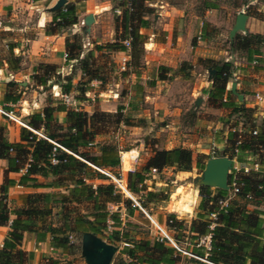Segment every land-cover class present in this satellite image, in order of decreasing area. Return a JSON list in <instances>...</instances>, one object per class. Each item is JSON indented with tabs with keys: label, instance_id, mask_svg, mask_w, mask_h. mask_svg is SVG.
Instances as JSON below:
<instances>
[{
	"label": "trees",
	"instance_id": "1",
	"mask_svg": "<svg viewBox=\"0 0 264 264\" xmlns=\"http://www.w3.org/2000/svg\"><path fill=\"white\" fill-rule=\"evenodd\" d=\"M145 1L151 0H120L118 6H121L119 18L122 38L119 41L106 42L95 47L99 50L123 52L125 47L122 41L129 39V50L130 52L132 50L130 57L133 60L131 66L134 68L132 72L135 76H138V71L135 69L137 57L142 52V43L146 38V35L139 30L147 26L148 21L143 16L150 10L144 4ZM262 4L264 5V0ZM207 6L212 8L215 5L209 3ZM50 22L53 28L45 29V35L56 33L58 28L73 24L74 9L67 4L57 8L51 14ZM256 37L255 34H235L233 37V49L244 50L248 62L253 55L259 54L256 48ZM12 47L13 45L8 47L9 57L5 62L9 70H16L18 63L16 56L12 54ZM64 52L66 63L71 60L78 62V69L86 83L91 80H100L99 73L90 60L91 53L80 57V45H74L68 39L64 40ZM203 62H206V66L213 70L208 98L221 106L228 107L230 116L240 113L245 117L239 133L227 130L225 138L227 147L217 156L226 154L225 150L230 149L228 155L231 157L234 143L239 135L236 161L247 164L255 161L259 169H262L264 167V122L256 125L252 119L253 110L244 107L243 102L234 100L235 97L231 96L230 90L225 89L233 71L229 61L205 59ZM40 68H42L41 75H37L36 78L37 83L42 86L49 79L48 73L54 71V66L44 64L40 65ZM183 69L179 67V71ZM170 70L168 67L158 65L155 79H165L166 73ZM15 84V82H9L8 87ZM149 84L152 85L153 81H149ZM60 89L61 93L72 90L70 77L64 79ZM10 90L5 91L3 99L5 102L15 103L19 97ZM85 90L82 88V92ZM223 95H225L224 101L221 100ZM122 108L117 106L112 113L94 111L88 114L85 111L71 109L60 101H51L42 109L29 114L24 121L27 127H19L17 142L7 141L3 135V128L0 127V157L6 159L7 170L17 171L25 167L18 179V184L35 188L40 186L36 175L50 176L53 177L50 182L52 186L63 187L65 190L63 193L51 191L23 193L21 206L13 208L7 207L4 195L0 194V225L8 222V230L0 246V264H30L33 253L20 248L24 232L34 233L35 241H43L46 235L49 236V245L62 252L70 248L67 233L74 232L81 235L88 232L111 244H121L119 252L127 258V261L122 264H176L180 253L165 239L162 241L147 238L134 239L128 230L120 226L118 212L107 209L108 204L115 205L121 201V194L115 191L111 183L93 185L91 182L95 178H107L92 165L110 170L119 166V149L115 143H97L96 154L83 148L95 144L94 137L98 134L97 126L107 123L104 117H113L114 123L125 121L121 115ZM3 109L9 110L8 107ZM58 112L63 115L62 122L57 120ZM236 123L235 121L234 124ZM253 130L254 134L251 133ZM34 131L40 132L44 137ZM53 142L77 156L62 150ZM53 147L57 159L55 163L50 162ZM247 154L250 156L248 159L245 157ZM208 157V155L199 154L194 161V167L202 170L205 163L203 158ZM191 162V151L184 147L151 149L141 169L128 173L127 189L135 191L130 180L134 184L140 183L144 178L143 172L150 171L151 168H155L156 172L165 167H172L176 171H189ZM263 174L251 172L242 175L244 184L236 197L243 198L244 194L250 193L252 198H262ZM227 193L226 189L219 188H214L211 192L210 187L201 185L195 218L190 221L187 229L175 214L168 213L166 225L172 229L173 239L178 241L184 231L188 230L191 234L189 251L213 264H264V211L249 210L245 207V203L235 198H228L226 206L221 207L218 201L225 199ZM156 194V192L147 191V200H152ZM69 204L75 206L85 204L87 207L82 212L76 208H68ZM140 205L145 206L142 202ZM55 206L59 207V211L54 214L56 217L59 216L57 225L49 221ZM210 213H214L215 218H211ZM9 215H12L11 219ZM168 220L170 221L167 222ZM108 227L111 229L108 230ZM207 234H209V248L205 249L202 245H196L198 237ZM52 264L58 263L52 261Z\"/></svg>",
	"mask_w": 264,
	"mask_h": 264
},
{
	"label": "rangeland",
	"instance_id": "2",
	"mask_svg": "<svg viewBox=\"0 0 264 264\" xmlns=\"http://www.w3.org/2000/svg\"><path fill=\"white\" fill-rule=\"evenodd\" d=\"M47 1L15 0L0 5V63L9 57L7 49L13 45L12 54L17 58L18 68L11 70L15 74L12 79L19 81H13L16 84L10 87L0 85V92L4 93L11 89L19 99L23 98V100L28 99L32 94H40L46 103L50 100L60 101L56 92H61L60 84L64 83L65 78L70 77L72 90L68 94L76 104V110L85 111L88 114L94 111L112 113L117 106L123 107L121 115L125 121L114 123L113 117H104L107 123L97 126L98 134L94 137L95 144L85 149L93 154L96 152L97 143H115L120 151H127L135 148L137 144L143 143L144 148L147 149L138 150L137 163L139 166L150 153L149 148L153 149L154 142L158 144V147H162L164 143L160 145V141L164 142L169 132L179 137L180 142H183L180 144L183 146L180 147L191 151V168L189 171H176L171 167L161 169L163 172L160 176L165 182V186H161V190L164 193L156 192L158 194L156 201H152L149 206L155 210L158 209V206L168 202L172 195L170 192L175 185L188 186V190L193 194L191 202L194 205L193 212L192 214L190 212L188 214L175 213L176 218L181 220L187 229L190 221L195 218L196 205L200 198L201 170L194 167L195 159L199 154L210 157L222 152L227 147L226 132L232 127V121L243 122L245 120V117L240 113H237L236 116L235 114L230 116L229 113L215 114L218 107L216 101L207 99L200 101L199 98H195V95L199 94L193 92L194 85L199 90L200 83L205 81L210 72L205 69L206 62L199 63L198 58L193 56V49L200 47V44L207 49L217 46L225 50L232 49L238 58L245 57L244 50L233 49L234 36L229 37V30L234 24L233 16L237 11L247 15L261 16L257 11L260 8L261 0L145 1L144 4L150 10L143 16L148 21L147 26L139 30L146 35V38L142 43V52L137 57L138 62L135 69L138 71V77H135L132 72L134 70L131 66L133 60L130 57L132 50L131 52L128 50V63L126 62L124 69H121V59L117 52L95 48L96 45L119 41L122 38L119 18L121 6H118L120 0H61V5L58 8L65 4L72 7L75 22L58 28L57 32L52 34L54 38L51 45L46 40H40L45 29L53 28L50 17L41 27H38L36 22L39 9L47 8V12L51 14L57 9L54 7L58 0L49 6H47ZM209 3L215 6L210 8L207 6ZM35 6L38 7V10L34 9ZM88 15H92V20L86 23L84 20ZM243 29L236 31L234 35L242 33ZM65 39L74 45H80V57L91 53L90 60L93 67L97 69L100 80L93 81V85L90 84L92 81L86 83L78 69V62L71 60L66 63L64 61ZM199 42L201 43L199 44ZM146 44L149 47L146 50L148 52L144 51ZM30 45H33L34 52L42 54L43 60H36L35 54L29 57L26 51L31 47ZM58 45L63 47V59L58 52ZM158 47L175 51L174 55H169L173 62L172 65L175 66L173 69L170 68L168 79L171 81L170 86L161 84L162 86L158 87V92L164 97L163 101L158 102L162 107L154 108L153 102H150L146 96L153 95L156 88L147 85L145 87L143 84H147L148 79L153 78L152 63L157 62L154 53L159 51ZM44 64L53 65L54 71L48 73L49 79L40 86L36 77L41 75L40 65ZM179 67L184 69L179 71ZM124 72L126 74H123ZM143 87L145 90H142ZM250 87L255 88L254 86ZM82 88L86 90L82 92ZM200 89L203 90V87ZM256 91L261 92L260 89L247 91L250 94V99L243 101V106L251 108L253 113L257 114L262 106H260L259 99L255 97ZM17 104L16 102L12 106V114L16 116L18 115ZM67 107L72 106L67 105ZM56 115L59 120L62 114L58 112ZM161 127L164 130H160ZM225 152L229 154L230 149ZM203 160L206 159L203 158ZM116 171L117 168L110 170L113 174H116ZM180 175L185 176L177 180ZM137 188L140 187L137 186ZM213 189L210 187L211 192ZM183 197H187V195H183ZM179 205L181 211H188L187 202ZM86 207L85 204L68 205V208L77 210ZM54 211L56 209H52L53 214L50 215L49 221L57 225L59 216L56 217ZM147 227L142 226L146 232L151 231L152 228ZM165 228L173 238L172 229L168 226ZM190 235L188 230H185L176 241L179 247L188 252H190L188 249ZM80 237L81 235L78 233H67L68 244H70L68 250L62 252L59 249L49 250L43 247L39 255L32 257L30 264H52V261H56L58 264H85L80 251ZM116 246L117 249L109 264H122L127 260L125 255L119 252L121 244H116ZM179 253L176 264L206 263L202 260L205 259L204 257Z\"/></svg>",
	"mask_w": 264,
	"mask_h": 264
},
{
	"label": "crops",
	"instance_id": "3",
	"mask_svg": "<svg viewBox=\"0 0 264 264\" xmlns=\"http://www.w3.org/2000/svg\"><path fill=\"white\" fill-rule=\"evenodd\" d=\"M13 2L15 0H0V5H4V4H8V2ZM35 2L39 1V0H33ZM55 0H48L47 1V6L49 5H53ZM53 8V7H52ZM35 10H38V7L35 6L34 8ZM47 8H43V9H39L37 16H36V22H37V26L41 27L42 24L44 22H46L47 18L51 17V13L47 12ZM258 12H260L261 16L258 15H246L245 17V21H244V29L242 31V33H238L241 35H246V34H255L257 35L256 37V41L259 42L256 45V48L259 51L258 55H253L252 59L250 62H248L246 60L245 57L241 58L236 56V53H234V51L232 49L229 50H225L222 49L220 47L217 46H212L211 48L207 49L202 47L200 44L201 42H199V46L200 47H196L193 49V56L195 58H198L199 63L201 61H204L205 59H210V60H224V61H229L232 64V75L231 78L229 79V81L226 83L225 85V89L230 90L231 88V83L234 82V92H231L230 90V94L231 96H234L236 101H246L248 99H250V94L249 92H247L248 90H255V89H260L261 92L256 91L255 94H259L261 96V99H259L260 101V106L261 110L258 111V113H253L252 119L253 122L256 125H260V123H262V121L264 122V5L262 4V0L260 3V8L257 9ZM240 11L235 12L234 16H233V23L235 20V16L237 13H239ZM7 23V21H6ZM204 35V34H203ZM54 36L52 34L49 35H45L43 34L40 40H46V42H48V44L51 45L52 41H53ZM55 42H57V40H55ZM31 46V47H30ZM29 49H27L26 53L29 55V57H32L33 54H35V58H37L36 60H43L44 57L41 56L40 54L36 53V51L34 52V48L33 45H30ZM145 50H148L149 47H147V44L145 46ZM13 49V48H12ZM58 52H60L62 59H63V47L62 45H58L57 47ZM159 51H156L154 53V56L157 60L156 63H152L153 65V78L152 79H148L149 81H153V84L150 85L149 81L147 82V84H143V86L145 87H155L156 89L153 91V95H147L146 97L149 99L150 102H153L154 104V108H156L157 106L162 107L158 102L159 101H163V96L160 95V93L158 92V87H161L162 85L164 86H170V80L169 79V75H170V71L166 73L167 78L163 79V80H157L155 79V72H156V68L158 65H163L165 67L174 68L175 65H172L173 62L172 60H170L169 55L171 54L174 55L175 51H169L166 48H162V47H158L157 48ZM8 50V49H7ZM236 50V49H235ZM148 52V51H146ZM236 52V51H235ZM119 54L120 59L122 57L127 58L128 56L126 55V53L123 52H117ZM37 54V55H36ZM147 64V62H145ZM205 69L209 70L210 68H208V66L205 67ZM139 75V74H138ZM9 76V77H8ZM13 76H15V74H13V72L11 70H9L7 68V64L6 62L3 60L2 63H0V85H5L6 87H8V83L9 82H19L16 79H12ZM138 77V76H135ZM202 82V81H201ZM211 82H212V73H209L208 76L205 78V81H203L202 83H200L201 85L199 86L200 88L203 87V90L199 88L196 89L194 85L193 88V92L196 94H199L197 96H201V97H197L195 95V98H199V100H210L208 98V90L211 86ZM162 84V85H161ZM142 85V83H141ZM147 85V86H146ZM41 86V85H40ZM250 86H254L255 88H251ZM145 87H143L142 90H145ZM263 90V91H262ZM5 93V92H4ZM4 93L0 92V109L4 111V113L0 112V127L3 128V135L5 136V138L7 139V141L9 142H17L18 141V135H19V127L20 126H24L27 127L26 124L24 123V121L28 118L29 114L32 111L35 110H40L42 109L44 106H46L49 102H51L52 100H50L49 102H45V100L43 99V97L40 94H36V95H30L28 99L23 100V98L18 99L16 102L18 103V115H14L12 114V106L16 104L15 103H10V102H5L4 101ZM58 92H56L57 95ZM69 93V92H68ZM240 94L241 95V99H238L237 95ZM69 95V94H68ZM70 100L72 101V98L69 96ZM60 99V98H59ZM222 101L225 100V95H223ZM23 102V103H22ZM53 102V101H52ZM61 103H63L60 100ZM259 103V102H257ZM247 104V103H245ZM67 105H71L72 107H70L71 109H75V103L74 101L71 102V104H65ZM8 107V111L4 110L3 108ZM217 107V106H215ZM258 109V108H257ZM76 110V109H75ZM165 110V108H164ZM166 112V110H165ZM215 114H228L230 112V109L226 106H221L218 104V107L215 110ZM234 115V114H232ZM231 115V116H232ZM237 114H235L236 116ZM58 120V118H57ZM60 122L63 121V115H61V117H59ZM223 122V121H222ZM235 121H232L233 126L236 129H241L242 128V122L241 121H236V125L234 124ZM231 129V128H229ZM160 130H164L162 127ZM245 133V132H244ZM181 139L179 137H177L176 135L174 136L172 133H167L166 135V139L164 140V142L160 141V145L162 143L163 146L162 147H158V144H156V142L153 143V149H170L172 147H177V146H183L180 144H183V142H180ZM91 146V145H90ZM88 147V146H87ZM145 145L143 143H139L135 146V148H131L127 151H134V155H136V157L134 159H129L126 165L122 164V160H120V155L121 152L123 151H118L119 153V166L115 167L117 168L116 171V175L118 174L122 181L125 183L126 187H127V183H128V173L132 172V171H139L141 169V167L143 166L144 162L139 166L137 163V157H138V150L140 149H147L144 148ZM86 148V147H85ZM83 148L84 150H87ZM152 148H149V150H151ZM89 151V150H87ZM125 151V152H127ZM97 152H94L93 154H96ZM12 154V153H11ZM149 155V154H148ZM147 155V157H148ZM212 156H217V155H211ZM221 156V155H219ZM224 156H228L229 158H235V156L232 154V156L230 157L228 154H224ZM133 157V156H132ZM146 157V158H147ZM247 159L250 158V156L247 154L245 156ZM240 163H244V162H240ZM172 168V167H171ZM114 169V168H113ZM25 167L23 166L22 168H20L17 171H13V170H7V163H6V159L0 157V194L4 195L5 197V201L7 204L8 208H13L16 206H21L22 201H21V195L23 193H29V192H65V190L63 189V187H54L50 184V182L53 180V177L50 176H40V175H36V179L37 182L40 183V186H37L35 188L32 187H24L20 184H18V179L20 177V175L24 172ZM110 172V169H107ZM162 170L159 172H143V180L140 183H133L132 180H130V183L133 185V187H135V191H129L131 196H128L124 193H122L120 190L115 189V191L119 192L121 194V201L118 204H108L107 205V209L109 211H116L118 212L119 215V219H120V226L123 227L124 229L128 230L130 232V234L133 236L134 239H143V238H147L149 240H155L156 237H158L159 232L156 229V225L155 223H157L158 225L162 226V227H166V215L168 213H181V214H188V212H190L192 214L193 212V203L192 199H193V194L190 190H188V186L182 185V184H178L175 185L173 187V190H171L170 193H172L171 197L169 198V201L162 204L161 206H158V209L153 210V208L151 206H149L150 204H152V201H156V197L158 196V194L155 195V198H153V200H147L146 197V192L147 191H152V192H163L161 190V186H165V182L162 181L161 179V174H162ZM112 173V172H111ZM113 174V173H112ZM161 175V176H160ZM264 175V174H263ZM181 176V177H180ZM178 176L179 178H182V176L185 175H180ZM106 177V176H105ZM171 181V179H170ZM174 181V180H173ZM92 184L95 185L97 183H110V180L108 178L105 179H98L95 178L93 180H91ZM137 186H139L140 188H137ZM145 189V190H144ZM161 190V191H160ZM183 195H187V197H183ZM263 197H264V191H263ZM261 197H255V198H246V197H236V195L231 196V198H235L240 202L245 203V207L249 210L251 209H257L260 211H264V198ZM144 203V207H142L140 205V203ZM183 202H187L188 204V211H181L180 210V205ZM138 203V204H136ZM53 209H56V211H54V214L57 213L59 211V207L55 206ZM80 211H84V209H80ZM12 218V215H9V219ZM110 223V221L108 222ZM149 224V226H148ZM145 227H149V229H151V231H145V228H142V226ZM147 227V228H148ZM111 229V227H108V230ZM8 230V222L5 223L4 225H0V245L2 243V240L6 234ZM48 239L49 236L46 235L45 239L43 241H35V234L32 232H24L22 235V239L20 242V248L23 251H31L33 253V256L35 255H39L40 252L43 250L44 248H48L49 250H55V248L50 249V245L48 243ZM102 239V238H101ZM104 240V239H103ZM105 241V240H104ZM109 243V242H108ZM114 245V244H113ZM116 246V245H115ZM117 247V246H116ZM205 248V247H204ZM124 255V254H122ZM126 257V256H125ZM202 258V257H201ZM200 258V259H201ZM204 260L207 264H210L208 262V260L202 259ZM127 261V260H126Z\"/></svg>",
	"mask_w": 264,
	"mask_h": 264
},
{
	"label": "built area",
	"instance_id": "4",
	"mask_svg": "<svg viewBox=\"0 0 264 264\" xmlns=\"http://www.w3.org/2000/svg\"><path fill=\"white\" fill-rule=\"evenodd\" d=\"M123 45L125 47V51H123V53H126V55L128 56L129 39H124L123 40ZM127 59H128V57L127 58H125V57L121 58V66H120L121 69H124L125 64L127 62ZM231 75H232V73H231ZM91 81H90L91 82L90 84L93 85L94 84L93 81H95V80H91ZM57 96L60 98V100H62V102L64 104H71V102H72L70 100V98H69L68 93H61L60 92V93H57ZM255 97L257 99H261V96L258 93L255 94ZM0 112L4 113V111L1 110V109H0ZM230 130L233 131V132H236V133L240 132V130L236 129L235 127H231ZM34 132L36 134H38L39 136L44 137V135L41 134L40 132H38V131H34ZM251 133L254 134L255 131L253 130ZM239 142H240L239 135H237V140L235 141L234 148L232 150V153H233L234 156L237 153V145L239 144ZM53 143H54V145L58 146L62 150L75 155L74 153H72L71 151L65 149L64 147L60 146L59 144H57L55 142H53ZM54 149L55 148L53 147L52 148V153H51V156H50V162L51 163L57 162V159L55 158V154H54ZM75 156H77V155H75ZM135 157H136V155L131 157V159H134ZM230 159H231V167H230V169L228 171V175H227V189H226L228 193H227V197L225 199H222V200L218 201L221 207H225L226 204H227L228 198H231V196H233V195H237L239 193V191L241 190V188H242V186L244 184L243 180L241 179L242 175H246V174H249L251 172L264 173V167H262V169H259V165L255 161L250 163V164H247V163H240V162L236 161L235 158H233V159L230 158ZM120 160H121V155H120ZM92 166L95 169H97L99 172L104 174L110 180V183L112 184V186L115 189L120 190L122 193H124V194H126L128 196H131L129 190L127 189V187L125 185V183L122 181L121 177L118 174L117 175L116 174H112L111 172H109V170H107L105 168L96 167L94 165H92ZM150 172H156L155 168H151ZM244 197L250 198L251 195H250V193H246V194H244ZM136 204H138V203H136ZM210 217L211 218H215V214L214 213H210ZM169 221L170 220H168L167 222H169ZM155 225H156L157 231L159 232L158 237H156L155 240L162 241L163 239H165L166 242L169 245H171L178 252H182V253L188 254L190 256L198 257V256L186 251L185 249H182L181 247H179L178 244L176 243V241L167 232L165 227H162V226L158 225L157 223H155ZM209 227L211 228L212 224L209 225ZM196 245H202L203 247H205V249H208L209 248V234L198 237ZM50 249H52V247H50ZM209 263L213 264L211 262H209Z\"/></svg>",
	"mask_w": 264,
	"mask_h": 264
},
{
	"label": "water",
	"instance_id": "5",
	"mask_svg": "<svg viewBox=\"0 0 264 264\" xmlns=\"http://www.w3.org/2000/svg\"><path fill=\"white\" fill-rule=\"evenodd\" d=\"M61 5V0L57 1L54 9ZM246 15L237 13L234 24L229 30V37L232 38L234 33L244 28ZM92 20V15L85 18V22ZM213 73L212 69H209ZM235 83H231V92H234ZM241 99V95H237ZM231 167V159L228 156H212L205 160L204 167L201 170L200 184L208 187L227 189V175ZM117 247L101 239L99 236L85 232L80 237V251L83 255L85 264H109L111 257Z\"/></svg>",
	"mask_w": 264,
	"mask_h": 264
},
{
	"label": "bare ground",
	"instance_id": "6",
	"mask_svg": "<svg viewBox=\"0 0 264 264\" xmlns=\"http://www.w3.org/2000/svg\"><path fill=\"white\" fill-rule=\"evenodd\" d=\"M134 151H127V152H125V151H123V152H121V160H122V164L123 165H126L127 164V162H128V160L132 157V156H134Z\"/></svg>",
	"mask_w": 264,
	"mask_h": 264
}]
</instances>
